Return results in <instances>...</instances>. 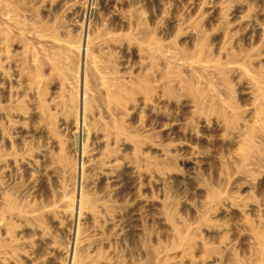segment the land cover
Masks as SVG:
<instances>
[{"label":"rangeland","instance_id":"rangeland-1","mask_svg":"<svg viewBox=\"0 0 264 264\" xmlns=\"http://www.w3.org/2000/svg\"><path fill=\"white\" fill-rule=\"evenodd\" d=\"M0 264H264V0H0Z\"/></svg>","mask_w":264,"mask_h":264}]
</instances>
